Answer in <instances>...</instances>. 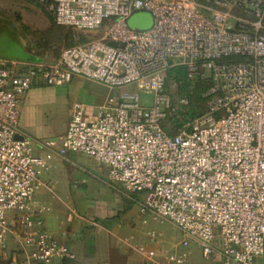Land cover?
<instances>
[{"label": "built area", "instance_id": "built-area-1", "mask_svg": "<svg viewBox=\"0 0 264 264\" xmlns=\"http://www.w3.org/2000/svg\"><path fill=\"white\" fill-rule=\"evenodd\" d=\"M38 1L58 26L103 35L64 47L46 65L0 63V264L76 258L42 228L50 207L34 196L50 187L43 174L51 154L37 155L20 128L22 103L36 83L59 86L76 76L131 89L113 92L93 117L76 103L58 152L94 158L110 181L144 197L143 214L183 234L171 250L121 237L141 264H196L192 242L217 264H264V0ZM139 12L152 14L150 29L130 27ZM175 65L212 86L207 110L171 134L177 109L165 85ZM142 92L155 96L153 105L142 103ZM160 236L148 231L151 241Z\"/></svg>", "mask_w": 264, "mask_h": 264}, {"label": "crops", "instance_id": "crops-1", "mask_svg": "<svg viewBox=\"0 0 264 264\" xmlns=\"http://www.w3.org/2000/svg\"><path fill=\"white\" fill-rule=\"evenodd\" d=\"M49 11L54 19L53 12ZM53 19V27L58 28ZM21 42L23 58H3L0 63L20 60L46 65L56 61L61 53L54 42H43L45 44L39 46L36 42L23 41L22 37ZM72 80L91 87L96 93L103 91L99 106L113 93H109L111 88L107 85L90 79L76 76ZM56 88L38 82L22 103L21 131L33 140L37 155L51 154V169L43 174L50 187L39 190L34 196L37 205L50 207V211L41 216L42 228L76 255L75 261L66 260L67 264H141L139 256L121 242L118 233L122 228L120 222L132 205L141 204L142 195H132L123 185L110 181L108 169L94 158L89 156L96 167H90L79 159V154L83 153L61 155L58 152L59 137L67 131L74 107L65 120H57V104L61 102L56 103L60 99L54 94ZM86 111L90 117L96 113ZM47 141L54 145H47ZM17 246V240L13 239L10 249L15 250Z\"/></svg>", "mask_w": 264, "mask_h": 264}, {"label": "rangeland", "instance_id": "rangeland-1", "mask_svg": "<svg viewBox=\"0 0 264 264\" xmlns=\"http://www.w3.org/2000/svg\"><path fill=\"white\" fill-rule=\"evenodd\" d=\"M0 14L3 17L10 19L19 28H28L30 32L27 35H23L22 39L25 42H54L57 45L58 52H61L64 47L74 45L81 42V33H77L73 29L69 28H54L52 22V14L50 13L45 2H37L34 0H0ZM54 20V19H53ZM25 32V31H24ZM85 35V41H89L92 38H96L103 35V32L98 33H83ZM83 40V39H82ZM84 42V41H82ZM6 49L0 47V54H9L10 52H5ZM5 52V53H3ZM3 59V58H0ZM55 93L58 100V119L65 120V117L73 111V107L76 103H83L86 109L89 111H97L101 104L100 101L103 98V91L101 93H96L91 87H86L76 83L75 81H70L64 85L57 86ZM124 89H131L130 86L125 88H119L116 90L107 89L109 93L120 92ZM165 92L170 96L171 103L177 109L176 112L170 118V127L172 130L175 129L174 121L176 119H181V110L185 109L186 106L181 103L183 98L180 93V87L175 82H170L165 85ZM155 96L146 92L141 93V101L146 106H151L154 104ZM189 122V121H188ZM186 122L185 124H187ZM169 127V128H170ZM80 160L87 166L96 167L92 159L85 155L79 154ZM127 193V192H126ZM144 199L143 196H140ZM129 213H126V218L124 216V221L120 222L122 228L119 230V236L125 237L127 235L134 234L138 238L141 237L144 242L156 248H164L165 250L173 249L174 245L179 244L183 238L182 232L171 222L163 221L156 222L153 220L151 214H143L141 212V204H136L130 207ZM146 220V221H144ZM125 228V230L123 229ZM123 230L126 232L124 233ZM156 230L161 233V236L156 241H151L148 237V231ZM124 233V234H123ZM127 234V235H126ZM140 239V240H141ZM191 258L196 264H217L212 260H207L203 257L200 246L196 242H192L189 248Z\"/></svg>", "mask_w": 264, "mask_h": 264}, {"label": "trees", "instance_id": "trees-1", "mask_svg": "<svg viewBox=\"0 0 264 264\" xmlns=\"http://www.w3.org/2000/svg\"><path fill=\"white\" fill-rule=\"evenodd\" d=\"M59 28H61V26H59L58 29ZM74 31L81 33V35L84 36L81 37L80 43H83L82 41L87 42L85 41V35L83 34L86 32L78 30ZM28 32H30L28 28L21 29L10 19L3 17L0 14V47L6 49L5 52H10L9 54H0V58H23L22 53L24 48L21 42V37L29 34ZM36 43L41 46L43 42ZM172 81L179 85L181 96L186 97L189 100V103L185 105L187 107L186 110L183 109L180 111L182 118L174 121L175 129L169 131L171 134H176L179 127L203 114L207 110L209 98L205 96V93L212 86V81L201 79L191 80L188 77L187 68L184 65H175L168 70L167 85ZM66 260L72 262L75 261V259ZM66 260H64V264H67Z\"/></svg>", "mask_w": 264, "mask_h": 264}, {"label": "water", "instance_id": "water-1", "mask_svg": "<svg viewBox=\"0 0 264 264\" xmlns=\"http://www.w3.org/2000/svg\"><path fill=\"white\" fill-rule=\"evenodd\" d=\"M129 25L139 30H148L153 26V16L148 12H139L129 19Z\"/></svg>", "mask_w": 264, "mask_h": 264}]
</instances>
